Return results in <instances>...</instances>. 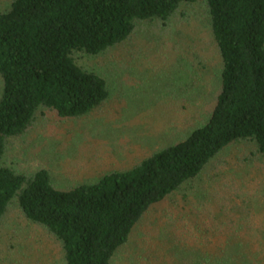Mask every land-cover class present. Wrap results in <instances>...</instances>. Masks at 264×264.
Returning <instances> with one entry per match:
<instances>
[{
    "label": "rangeland",
    "instance_id": "obj_1",
    "mask_svg": "<svg viewBox=\"0 0 264 264\" xmlns=\"http://www.w3.org/2000/svg\"><path fill=\"white\" fill-rule=\"evenodd\" d=\"M12 1L0 0V11ZM74 60L106 81L107 101L76 119L39 109L2 159L27 178L46 170L64 191L132 170L188 135L207 121L220 87L203 0L181 6L166 25L139 23L124 43ZM0 264H64L61 244L16 201L0 222ZM111 264H264V156L246 142L226 147L144 214Z\"/></svg>",
    "mask_w": 264,
    "mask_h": 264
},
{
    "label": "trees",
    "instance_id": "obj_2",
    "mask_svg": "<svg viewBox=\"0 0 264 264\" xmlns=\"http://www.w3.org/2000/svg\"><path fill=\"white\" fill-rule=\"evenodd\" d=\"M198 0H13L0 11V222L22 215L61 244L64 264H111L148 210L195 180L226 147L264 156V0H203L218 52L220 87L207 121L129 171L56 189L46 170L25 177L2 166L7 141L39 109L76 119L108 99L106 81L74 60L127 41L139 23L166 25Z\"/></svg>",
    "mask_w": 264,
    "mask_h": 264
}]
</instances>
